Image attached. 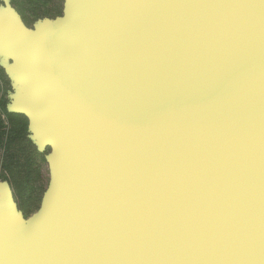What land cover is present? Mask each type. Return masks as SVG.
Returning <instances> with one entry per match:
<instances>
[{
    "label": "water",
    "instance_id": "95a60500",
    "mask_svg": "<svg viewBox=\"0 0 264 264\" xmlns=\"http://www.w3.org/2000/svg\"><path fill=\"white\" fill-rule=\"evenodd\" d=\"M49 184L0 182V264H264V0H65L0 15Z\"/></svg>",
    "mask_w": 264,
    "mask_h": 264
},
{
    "label": "rangeland",
    "instance_id": "374dc122",
    "mask_svg": "<svg viewBox=\"0 0 264 264\" xmlns=\"http://www.w3.org/2000/svg\"><path fill=\"white\" fill-rule=\"evenodd\" d=\"M65 0H0V15L8 11L34 33L37 26L63 15ZM12 64L0 54V182L11 185L19 211L27 218L36 212L49 184L46 157L49 150L40 152L30 138L28 120L26 135L20 134V125L8 107L14 98L23 94V86L14 82L5 66ZM22 116V115H20Z\"/></svg>",
    "mask_w": 264,
    "mask_h": 264
},
{
    "label": "trees",
    "instance_id": "16d2710c",
    "mask_svg": "<svg viewBox=\"0 0 264 264\" xmlns=\"http://www.w3.org/2000/svg\"><path fill=\"white\" fill-rule=\"evenodd\" d=\"M9 117H14L17 120V123L20 125L19 133L26 135L27 121L24 116L20 115H8Z\"/></svg>",
    "mask_w": 264,
    "mask_h": 264
},
{
    "label": "bare ground",
    "instance_id": "6f19581e",
    "mask_svg": "<svg viewBox=\"0 0 264 264\" xmlns=\"http://www.w3.org/2000/svg\"><path fill=\"white\" fill-rule=\"evenodd\" d=\"M64 9H65V1H64ZM49 150H50V153H51V148H49Z\"/></svg>",
    "mask_w": 264,
    "mask_h": 264
}]
</instances>
